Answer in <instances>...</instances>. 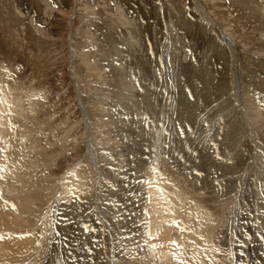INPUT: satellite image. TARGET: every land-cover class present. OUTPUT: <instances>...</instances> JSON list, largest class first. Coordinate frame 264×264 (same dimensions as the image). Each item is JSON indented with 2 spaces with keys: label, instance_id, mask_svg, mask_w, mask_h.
Masks as SVG:
<instances>
[{
  "label": "rangeland",
  "instance_id": "rangeland-1",
  "mask_svg": "<svg viewBox=\"0 0 264 264\" xmlns=\"http://www.w3.org/2000/svg\"><path fill=\"white\" fill-rule=\"evenodd\" d=\"M231 41L235 51L227 44ZM121 49L125 50L121 52ZM134 65L136 71H143L135 73L139 79L132 69ZM118 67L134 70L128 72L137 82L148 80L138 82L140 89H145L142 95L133 89L138 83L129 75L124 84L126 89L112 84L111 74ZM251 82L254 86H250ZM257 82L264 84V0H0L2 114L8 115L7 122L13 128L24 133V145L29 149L33 145L32 151L39 154L36 160L32 157L30 175H24V179L31 181L41 176L44 184L54 185L60 179L75 175L79 182L85 179L91 182L97 174L102 211H105L103 202L108 196H114L111 202L118 217L123 218L127 211L121 199L118 201L115 196H129L135 204L130 205L132 221L123 229L124 236L119 237L112 220H106L115 244H122L124 248L131 244L128 241L146 244L141 236L151 238L152 242L146 245H156V254L166 257L165 261L158 260L159 264H236L232 248H218L212 233L210 235L208 227L203 225L207 222L197 221L201 215H187L179 206L195 204V194H206L217 202L225 199L223 202L231 206L227 220L232 216L234 223L238 218L232 212L240 199H243L241 207L246 210L240 211V218L257 219L261 216L257 214V207H262L260 210L264 212V89L256 85ZM116 87L124 90L119 89V92ZM250 88L252 92L248 91ZM204 91L210 93L206 94L208 99L204 94L206 100L200 99ZM252 93L256 95L253 97ZM133 94L145 96L143 99L136 96L142 107L130 108L133 101H139ZM181 94L186 100L190 99L188 102L192 100L194 107L199 99L200 106L196 104L199 109L191 103H185L188 108L180 107ZM123 96L125 98L121 99ZM34 98L37 100L31 101ZM131 99H134L132 103ZM7 105L10 113L6 112ZM24 116L34 120L36 125L21 122ZM247 130H251L250 133ZM141 134L148 135L150 142L144 145L145 150L133 152V147L142 146L138 137ZM93 149L98 168L92 163L90 152ZM156 151L163 158V167ZM240 154L242 157L236 158ZM48 158L51 167H46ZM10 164L12 168L14 163ZM3 165L0 164L1 170ZM26 166L29 168V160ZM157 169L158 173L154 174ZM164 169L174 173L190 194L182 190L174 177H170L171 181L166 179L168 183L163 176ZM231 180L235 181L234 185ZM0 181L6 182V179ZM9 184L10 180L5 186ZM0 186V193L10 196L8 190ZM143 190L148 194L153 192L156 201L151 199L141 207L137 201L144 194ZM1 194L0 210L6 207L8 212L24 213L22 222L6 224L5 230H18L21 237L16 238H26L28 246H39L42 221L25 209L22 202L13 204L14 199L7 202L8 197ZM152 214L158 215L162 223L171 225L177 237L163 235L165 230L155 224ZM58 215H61L59 223L55 218L49 220L52 233H47V237L51 240L58 230H69L77 224L76 215L70 218L60 212ZM136 220L140 221L138 227ZM179 231L200 238L188 237L186 241L179 237ZM155 233H160L161 239L170 238L164 242V248H160L161 242L154 241ZM109 241L102 236L103 251H108ZM9 260L0 264H19L15 259Z\"/></svg>",
  "mask_w": 264,
  "mask_h": 264
},
{
  "label": "bare ground",
  "instance_id": "bare-ground-1",
  "mask_svg": "<svg viewBox=\"0 0 264 264\" xmlns=\"http://www.w3.org/2000/svg\"><path fill=\"white\" fill-rule=\"evenodd\" d=\"M202 12V11H201ZM202 15L204 16V13L202 12ZM206 17V16H204ZM211 22V21H210ZM213 23V22H211ZM123 41H125L123 39ZM127 42V40H126ZM141 42V41H140ZM112 44V43H111ZM129 44V43H128ZM131 44V43H130ZM231 48H235L234 44L232 43V41L230 43ZM139 45V44H138ZM141 45V44H140ZM127 46V45H126ZM130 46V45H129ZM128 46V47H129ZM124 48V47H123ZM132 48V47H131ZM142 48V46L140 47ZM136 49V48H135ZM112 50V49H110ZM125 50V49H124ZM123 49H121V52L124 51ZM138 50V49H137ZM141 50V49H140ZM235 51V49H233ZM116 51V50H115ZM114 52V51H112ZM129 52V51H128ZM136 52V51H135ZM142 52V51H141ZM141 52L139 53V55L141 54ZM127 53V52H126ZM125 53V54H126ZM143 53V52H142ZM124 54V55H125ZM130 54V53H129ZM136 54V53H135ZM134 54V55H135ZM144 55V53H143ZM142 55V56H143ZM107 57V55H105V58ZM109 58H107L108 60ZM111 59V57H110ZM109 59V60H110ZM122 58H120L121 60ZM134 59V58H133ZM128 60L131 61V59L128 58ZM134 61V60H133ZM125 62V61H124ZM128 63V61H127ZM133 63V62H132ZM135 63V62H134ZM137 63V62H136ZM123 64V63H122ZM129 64V63H128ZM127 64V65H128ZM131 64V63H130ZM129 64V65H130ZM126 65V63L124 64ZM111 66V65H109ZM132 66V65H131ZM128 66V67H131ZM122 67V66H121ZM125 67V68H128ZM136 67L135 65L132 67V69H134L136 71ZM113 68V66H112ZM117 68V67H116ZM119 68V67H118ZM122 69L119 68L117 70H114L112 72L111 75L112 76V84L115 83L116 86H124V84L126 85V78H128L127 76L129 75L130 72H128V70L131 69ZM263 69V68H262ZM133 70V71H134ZM140 69H138V71L134 72L138 74L141 73V71H139ZM112 71V70H111ZM132 71V70H131ZM132 71V73H133ZM143 72V71H142ZM188 72V71H187ZM111 73V72H110ZM131 73V74H132ZM198 73V72H197ZM205 73V72H204ZM145 74V73H142ZM191 74V73H190ZM201 74V73H200ZM199 74V75H200ZM137 74H135L136 76ZM186 75H188V73H186ZM196 75V74H195ZM131 77V75H129ZM143 76V75H142ZM194 76V75H193ZM201 76V75H200ZM205 76V75H204ZM255 76V75H253ZM108 77V75H107ZM132 77H134L132 75ZM131 77V78H132ZM138 78V76H136ZM134 77V79L132 80H136ZM140 77V76H139ZM145 77V76H143ZM142 77V78H143ZM184 77V76H183ZM186 77V76H185ZM207 77V76H206ZM141 78V77H140ZM201 78V77H200ZM204 78V77H202ZM201 78V80H202ZM254 78V77H253ZM139 79V78H138ZM146 79V78H145ZM194 79V78H193ZM250 79V78H249ZM258 81L260 80L259 78H257ZM131 80V79H130ZM186 80V79H185ZM200 80V82H201ZM207 80V79H205ZM247 80V81H246ZM245 81L248 82V79H246ZM133 81V82H134ZM142 80H138V82H141ZM148 81V80H145ZM142 81V82H145ZM190 81V79H189ZM253 81V80H249ZM129 82V79H128ZM132 82V83H133ZM137 80L135 83H138ZM185 82V81H183ZM204 82V81H203ZM208 82V81H207ZM211 82V81H210ZM245 82V83H246ZM131 83V82H129ZM134 83V85H136ZM202 83V82H201ZM217 83V82H215ZM221 83V82H220ZM252 83V82H251ZM109 84L110 81H109ZM111 84V86H112ZM140 83H138V85H136L135 88L136 89V93L141 92L143 93V91H145V89H140L142 87L139 86ZM189 84V83H188ZM208 84V83H207ZM211 84V83H210ZM209 84V85H210ZM253 85L250 86H254V83H252ZM193 85V83H192ZM200 85V84H199ZM214 84H212L213 86ZM241 85V83H240ZM243 85V84H242ZM258 85V82L257 84ZM255 85V86H256ZM261 83L258 85L260 87ZM264 85V84H263ZM262 86V88L264 89V86ZM133 86V85H132ZM131 86V87H132ZM187 86V85H186ZM211 86V87H212ZM221 86V84H220ZM248 85V87H250ZM114 86H112L113 88ZM197 87V85H196ZM201 87V85H200ZM199 87V88H200ZM205 87V84L203 83V86ZM215 87V86H214ZM217 87V86H216ZM246 87V88H248ZM125 88V86L123 87ZM123 88H117L116 90L119 91V89H123ZM128 88V87H127ZM194 91V93L196 94V91H198V89ZM207 89H210L209 87H206ZM223 88V86H222ZM226 88V87H225ZM253 91H255L253 88ZM251 88L250 92L251 91ZM2 89V88H1ZM126 89V88H125ZM130 88H128L129 90ZM206 89V90H207ZM221 89V87H220ZM224 89V88H223ZM259 89V88H258ZM261 89V88H260ZM262 89V90H263ZM115 90V89H114ZM113 90V91H114ZM124 90V89H123ZM122 90V91H123ZM148 90V89H146ZM150 90V89H149ZM201 90V88H200ZM205 90V89H204ZM216 90V89H215ZM245 90V89H244ZM247 90V89H246ZM8 91V90H7ZM133 91V90H132ZM203 92V89L201 90ZM210 91V90H209ZM207 90V92H209ZM212 91V90H211ZM210 91V92H211ZM218 91V90H217ZM247 91V92H248ZM120 92V91H119ZM124 92V91H123ZM126 92V91H125ZM205 92V91H204ZM261 92V91H260ZM264 92V90H263ZM1 93V92H0ZM131 93V90H130ZM148 93H150L148 91ZM198 93V92H197ZM200 93V91H199ZM215 93V92H214ZM213 93V94H214ZM254 93V92H253ZM253 93L251 94L253 96ZM255 93H258L255 91ZM7 94V93H6ZM113 94V93H112ZM111 94V95H112ZM127 94V93H125ZM124 94V95H125ZM129 94V92H128ZM127 94V95H128ZM202 94V93H201ZM200 94V95H201ZM206 96V92L203 93L202 95ZM259 94V93H258ZM4 95V94H3ZM2 95V96H3ZM34 95V94H33ZM120 95V94H119ZM123 95V93H122ZM146 95V93H145ZM151 95V93L149 94ZM199 95V94H197ZM199 95V96H200ZM207 95H210L207 94ZM215 95V94H214ZM248 95V93L246 94ZM256 95V94H255ZM254 95V96H255ZM129 96V95H128ZM134 98H142L145 96H137L134 95ZM137 96V97H136ZM147 96V95H146ZM198 96V97H199ZM202 97L200 99L205 98ZM249 96V95H248ZM247 96V97H248ZM253 96V97H254ZM36 97V96H35ZM38 97V95H37ZM114 97V96H113ZM118 96H116L117 99ZM127 97V96H126ZM132 97V95H131ZM130 97V98H131ZM179 100L181 103H179V105H181L180 107L185 106L187 104H190V102H188V100H190L189 98L186 100L185 96H183V94L179 95ZM201 97V96H200ZM207 97V96H206ZM214 97V96H213ZM4 98V97H3ZM2 98V99H3ZM42 98V97H41ZM121 99H124L125 97L123 96L120 97ZM120 98H118L120 100ZM128 98V97H127ZM126 98V100H127ZM133 98V97H132ZM146 98H149L148 96ZM195 98V97H194ZM209 97H207L206 99H208ZM218 98V97H217ZM246 98V97H245ZM252 98V97H249ZM247 98L249 101L250 99ZM7 99V98H6ZM35 99L31 101L35 102ZM129 99V98H128ZM138 99V98H137ZM137 99H135L136 101H138ZM143 99V98H142ZM151 99V97L149 98V100ZM196 99V98H195ZM198 99V98H197ZM203 99V100H206ZM257 99V98H256ZM37 100V99H36ZM118 100V101H119ZM134 100V99H133ZM131 99V103L133 101ZM148 100V99H147ZM148 100V101H149ZM201 100V101H203ZM247 100V101H248ZM5 100H3L4 102ZM145 101V100H143ZM195 101V100H194ZM198 101H200L198 99ZM198 101L196 100V104L198 103ZM248 101V102H249ZM116 102V101H115ZM135 101H133L132 106L131 107H142V103L140 102V100L138 101V103H134ZM147 102V101H145ZM204 102V101H203ZM241 102V101H240ZM246 102V101H245ZM247 102V105L249 104V109H251V103L252 101H250L249 103ZM264 102V101H263ZM2 103L1 98H0V104ZM7 104H10L9 102H6ZM30 103V102H29ZM113 103V102H112ZM111 103V104H112ZM119 103V102H117ZM129 103V102H128ZM201 103V102H200ZM200 103L199 106H200ZM31 104V103H30ZM29 104V105H30ZM34 103H32L33 106ZM101 104V103H100ZM193 105V103H191ZM195 104V103H194ZM196 104L195 107L193 105L194 108H196ZM255 104V103H254ZM260 104V103H259ZM40 105V104H39ZM118 105V104H117ZM12 108V104L10 105ZM31 106V105H30ZM35 106V104H34ZM33 106V107H34ZM41 106V105H40ZM46 106V105H45ZM110 106V105H109ZM119 106V105H118ZM124 106V105H122ZM148 106V105H147ZM202 106V105H201ZM258 106V105H257ZM255 106V108L257 107ZM261 105H259L258 107H260ZM263 106V105H262ZM31 107V108H33ZM152 107V106H151ZM198 107V106H197ZM242 107V106H241ZM254 107V106H253ZM7 110L8 111V105H7ZM5 108V109H6ZM30 108V109H31ZM112 108V107H111ZM120 108V107H119ZM129 108V106H128ZM134 108V109H135ZM143 108H145V106H143ZM149 108V107H148ZM188 108V107H187ZM190 108V107H189ZM245 108V107H244ZM262 109V107H260ZM264 108V107H263ZM142 109V108H141ZM182 109V108H181ZM181 114H182V110ZM194 110L193 108H190V110ZM199 109V108H196ZM133 110V108H132ZM143 110V109H142ZM189 110V111H190ZM242 110V108H241ZM253 112L255 113V111L252 109ZM32 111V110H31ZM119 111V110H118ZM134 111V110H133ZM136 111V109H135ZM139 112V110H137ZM146 111V110H145ZM185 111V109H184ZM188 111V112H189ZM246 111V110H245ZM264 111V110H263ZM24 112V111H23ZM152 112V111H151ZM150 112V113H151ZM187 112V113H188ZM251 112V111H250ZM8 113H10L8 111ZM33 113V112H32ZM35 113V111H34ZM121 113V112H120ZM137 113V112H136ZM148 113V112H147ZM186 113V112H185ZM252 113H250L252 115ZM263 113V112H262ZM6 114V113H5ZM141 114V113H140ZM191 114H193V111L191 112ZM191 114L188 116H191ZM247 114V113H246ZM249 114V113H248ZM7 115V114H6ZM184 115V113H183ZM215 115V114H214ZM239 115V114H238ZM250 115V116H251ZM259 114L256 113V116H258ZM8 116V115H7ZM5 116L4 114H2V107L0 106V164H4L2 166V169L0 168V175L2 180L6 179V182H2L0 181V184L3 185L7 190H8V194H10V196H7V194H1L2 197H8L7 198V202L8 200H13V204L14 202H22L23 203V207L25 209H27L28 211L34 212L37 216V219L42 221V226H41V230H42V237L40 239L41 243L39 246H28L29 243L27 242L26 238H16V237H21V232H19L18 230H5V225L7 224H11V223H20L24 220V213H12V212H8L5 208L0 210V262L2 263H6L9 262L11 260L9 259H15V261H18L19 264H81L82 261H84L83 264H159L158 260H164L165 258L164 256L160 257L159 255L156 254V245H146V244H150L152 242L153 239L151 238H147V237H143L141 236V240H144L146 242V244L143 243H135L134 239L131 241H128L129 246L122 248L121 245L119 244H115V240L114 238L111 236V232L110 229H108V223L106 224V220H109L111 222H113V225L116 228V231L119 234V237L124 236L125 233H123V229L125 227L128 228L129 223L132 221L131 218V210H130V205H132L134 207V202H131V198L129 196H124L122 198H118V196H115L118 199H121V201L124 204V209L125 211H127L124 214V217H118L117 213L114 210L113 204L111 202V200H115L114 196H108V198H105V202H103L104 207H105V211H102V204L99 200L98 196V189L97 186H99V180H98V175L95 174V178L91 181L88 182V179H85L84 182H79L80 180L78 179V177L75 176H71L70 178H64V179H60V182L55 183L54 185L52 183H47L44 184L41 180V176L35 177L33 180L31 181H26L24 179V175H30L31 172V165H32V157L35 158V156H38L39 154H36L34 151H32L33 149V145H32V149L30 150L29 148H27V146L24 145V138L25 135L23 132H21L17 127L13 128L12 124H9V122H7L8 117ZM33 116V115H32ZM131 116V115H130ZM187 116V114H186ZM185 116V117H186ZM244 116V115H243ZM249 116V115H248ZM255 117V115H253ZM262 116H264L262 114ZM7 117V118H6ZM20 117V116H19ZM25 117V116H24ZM31 117V116H30ZM34 117V116H33ZM32 117V118H33ZM260 117V116H259ZM259 117L257 119H259ZM11 118V116H10ZM35 118V117H34ZM33 118V119H34ZM141 118V117H139ZM147 118V117H146ZM150 118V117H149ZM217 118V117H216ZM246 118V117H245ZM249 118V117H248ZM125 119V118H124ZM151 119V118H150ZM155 119V118H154ZM153 119V120H154ZM181 119V118H180ZM10 120V119H8ZM14 120V119H13ZM49 120V119H48ZM130 120V119H129ZM182 120V119H181ZM256 120V118H255ZM264 120V119H263ZM21 122H32L31 120H29V117H25L23 119L20 120ZM152 121V120H151ZM150 121V122H151ZM155 121V120H154ZM186 121V120H185ZM34 122V120H33ZM30 123L31 126H35L36 123ZM36 122V120H35ZM48 122V121H47ZM50 122V121H49ZM142 122V121H141ZM147 122V121H146ZM40 123V122H39ZM42 123V122H41ZM40 123V124H41ZM247 123V122H246ZM19 124V123H18ZM39 124V125H40ZM43 124V123H42ZM46 124V123H45ZM143 124V123H142ZM181 124V123H180ZM259 124V123H258ZM154 125V124H153ZM46 126V125H45ZM191 126V125H190ZM250 126V125H249ZM154 127V126H153ZM193 127V126H192ZM263 127V126H262ZM157 128V127H156ZM156 128L154 130H156ZM249 128V127H248ZM17 129V130H16ZM29 129H32V127H29ZM44 129V128H43ZM146 128H143V130H145ZM152 129V127H151ZM263 129V128H262ZM158 130V129H157ZM184 130V129H183ZM261 130V129H260ZM46 131V130H45ZM159 131V130H158ZM249 131V130H247ZM251 131V130H250ZM249 131V133H250ZM254 131V130H253ZM189 132V131H188ZM88 133V132H87ZM138 133V131H137ZM142 133V132H139ZM194 133V132H193ZM257 133V132H256ZM261 133V132H260ZM155 135V134H154ZM212 135V134H210ZM142 136V137H141ZM156 136V135H155ZM161 136V135H160ZM159 136V137H160ZM33 137V136H32ZM139 139H140V145L137 148L133 147V152H141L143 150L146 149V146L149 141L148 139V135L144 134V135H138ZM152 137V136H151ZM203 137V136H202ZM253 137V136H252ZM169 138V137H168ZM210 138V136H209ZM151 139V138H150ZM211 139V138H210ZM213 139V138H212ZM152 140V139H151ZM167 140V139H166ZM155 141V139H154ZM160 141V140H159ZM158 141V142H159ZM205 141V140H204ZM207 141V139H206ZM33 142V141H32ZM167 143L169 141H166ZM155 143V142H154ZM33 144V143H32ZM205 144V143H204ZM62 145V144H61ZM91 145V144H90ZM159 145V144H157ZM30 146V145H29ZM28 146V147H29ZM92 146V145H91ZM90 146V147H91ZM93 147V146H92ZM153 147V146H152ZM36 148V146H35ZM154 148V147H153ZM199 148V147H198ZM202 148V147H201ZM90 149V148H89ZM155 149V148H154ZM35 150V149H34ZM157 150V149H155ZM202 150V149H201ZM94 151V152H93ZM92 152V163L93 166L96 168L97 167V163L95 162V156H96V150L93 149ZM38 152V150H37ZM147 156V152H144ZM158 151H156V155L157 158L159 160V164L162 165L163 167V158L162 156H160L159 154H157ZM34 154V156H33ZM95 154V155H94ZM195 154V153H193ZM128 156V155H127ZM263 156V155H262ZM133 157V156H132ZM131 157V158H132ZM135 157V156H134ZM148 157V156H147ZM238 157H242V154L237 155L236 158ZM145 158V157H144ZM236 158L234 157L235 161L237 162L238 160H236ZM261 158V157H260ZM130 159V158H129ZM134 159V158H133ZM146 159V158H145ZM27 160H29V168L26 166V162ZM138 160V159H137ZM140 160V159H139ZM142 160V159H141ZM131 161V160H130ZM133 161V160H132ZM131 161V162H132ZM10 162H13V167L11 168V164ZM25 162V164L23 165V163ZM138 162V161H137ZM234 162V161H233ZM260 162V161H259ZM238 163V162H237ZM258 163V162H257ZM36 164V161H35ZM138 164L140 165V163L138 162ZM252 164V163H251ZM262 164V162L260 163V165ZM47 165L46 167H51V160L50 158L47 159ZM135 165V163H134ZM137 165V163H136ZM258 165V164H257ZM259 166V165H258ZM149 167V166H148ZM151 167V166H150ZM149 167V168H150ZM155 167V166H153ZM153 167L151 170H153ZM262 167V166H261ZM98 168V167H97ZM30 169V172H29ZM248 169V168H247ZM155 170V169H154ZM261 170V169H260ZM158 169L157 172L154 174L158 173ZM166 170L164 169V179H168V181L170 180V177H174L175 180L177 182H179V185L181 186L182 190L186 193V194H190L189 190H187L180 181H178L177 177L174 175V173H170L168 171H166L168 173L165 172ZM153 172V171H152ZM151 172V173H152ZM161 175V173H159ZM264 174V171H263ZM151 175V174H150ZM161 175V176H162ZM103 176V175H102ZM152 176V175H151ZM159 176V175H158ZM159 176V177H161ZM154 177V175H153ZM0 178V179H1ZM156 178V176L154 177ZM163 178V177H162ZM10 180V184L8 186H5L7 184V181ZM20 180H22V182H20ZM160 181V178H159ZM162 181V180H161ZM160 181V182H161ZM167 181V180H166ZM167 181V182H168ZM171 181V180H170ZM87 182V183H86ZM165 182V183H167ZM6 183V184H5ZM170 183V182H168ZM167 183V184H168ZM231 183H235V181ZM87 188H86V186ZM82 186H84L82 188ZM101 186V185H100ZM1 187V186H0ZM135 187H137L135 185ZM141 187V186H140ZM2 188V187H1ZM57 188H60V191L57 190ZM5 189V191H6ZM142 191V187L140 188ZM4 190V189H3ZM2 190V191H3ZM63 192H62V191ZM92 190V191H91ZM1 191V192H2ZM147 191V190H146ZM150 191V190H149ZM153 191V190H152ZM144 194L140 196L139 200L137 202H139L141 204V207L143 205H146L147 202H149L151 199L152 201H156L154 198L155 194L153 192H145V190H143ZM4 193V192H3ZM6 193V192H5ZM82 193H86L85 196L82 195ZM15 197V198H14ZM193 197V196H192ZM249 197V196H248ZM247 197V198H248ZM102 198V197H101ZM187 198V197H186ZM1 199V198H0ZM158 199V198H157ZM160 199V198H159ZM188 200L190 198H187ZM197 203H193L190 204L188 203L187 205H184L181 203V205L184 207H180L183 210H185V213L187 215H193L196 217L199 215H201V217H197V221L200 220L202 223L203 222H207V225L203 224L205 227H208L206 230L208 232L209 230V234L214 237V240L216 242V245L218 246V248L220 249H225L226 247H231L232 250L235 253L236 256V264H264V212L261 211L260 209H262V207H257V210L261 216H259L257 219H251L248 218V220H244L243 218H240V211L244 212L246 211L245 209H243L242 206V200L240 199V201L235 202V208H233V212L232 215H234L233 213H235L234 217L238 218L237 223L235 220V223L233 221V218L231 216V218H229L227 220V218L230 216L231 214V206L229 207L226 203H224L223 201H225V199H220L218 202L213 198V197H208L206 194H198V195H194V198ZM234 199V198H233ZM4 200V199H3ZM186 200V199H185ZM5 201V202H6ZM119 201V200H118ZM151 201V202H152ZM184 201V200H183ZM253 201V200H252ZM189 202V201H187ZM10 203V202H9ZM8 203V204H9ZM112 206H111V204ZM163 203V202H162ZM161 203V204H162ZM177 203V202H176ZM251 203V202H250ZM254 203V202H253ZM1 204V202H0ZM20 204V203H19ZM180 204V203H179ZM177 204V205H179ZM252 204V203H251ZM257 204V203H256ZM260 204V203H259ZM263 204V203H262ZM4 206V205H3ZM7 206V205H6ZM244 206V204H243ZM2 207V205H1ZM8 207V206H7ZM103 207V209H104ZM110 207V208H108ZM245 207V206H244ZM169 208V207H168ZM178 208V211H179ZM36 209V210H34ZM250 209V208H249ZM168 210V209H167ZM170 210V209H169ZM168 210V211H169ZM188 210H190V213L188 212ZM191 210L193 211L191 213ZM251 210V209H250ZM14 211V210H13ZM117 211V210H116ZM146 209L143 210V214H145ZM61 213L63 215L67 214L68 217L70 218L71 215L74 216H78L77 217V224L74 228L71 229H66L64 228L63 231H57V233H53L54 236L52 238V240L47 237V233L50 235L52 233V229L48 226L49 224V220H51L50 218H55L56 222L59 223L58 218L61 217V215H58V213ZM118 212V211H117ZM154 212V211H153ZM159 212V211H158ZM184 212V211H183ZM163 213V212H162ZM182 213V211H181ZM256 213V212H255ZM105 214V215H104ZM123 214V213H122ZM180 214V212H179ZM62 215V216H63ZM164 214L160 215L163 216ZM204 216V217H203ZM152 218L153 221L155 222V224H157V226L162 227L165 231L163 232V235L167 234V236L171 237H177V231L172 229V226L169 225L167 222H161V218L159 220V216H155V214H152ZM111 219V220H110ZM242 220V221H241ZM165 221V220H163ZM239 221L241 224H239ZM89 222V223H88ZM142 222V221H141ZM200 222V223H201ZM263 222V223H261ZM138 223H140L139 220H136V225L138 227ZM89 224V225H88ZM110 224V223H109ZM94 225V226H93ZM144 225V224H143ZM147 225L148 222H146L145 224V229H147ZM63 226V225H62ZM91 226H93L94 228L92 229ZM112 226V225H111ZM170 226V227H168ZM201 226V225H199ZM9 227H12V225H10ZM50 229H49V228ZM97 227V228H96ZM114 228V227H113ZM112 228V229H113ZM111 229V230H112ZM40 230V231H41ZM115 230V229H114ZM113 230V231H114ZM21 231V230H20ZM115 231V232H116ZM221 231H223L221 233ZM9 232H12L11 234ZM50 232V233H49ZM125 232V231H124ZM141 232L144 233V230H142ZM52 234V235H53ZM109 234V235H107ZM102 236H106V240L107 237L110 240L109 241V249L107 251V249H105L103 251L104 248L101 247V240H102ZM46 237L49 238L46 240ZM117 237V236H116ZM179 237H182L183 239H186V241L188 240V237H192V239H197L200 238L198 235H187V234H182L181 231H179ZM146 238V239H145ZM116 239V238H115ZM119 239V238H118ZM154 241H158L161 242L160 248H164L165 244L164 242L167 240H169L170 238H166L161 239L160 237V233H155L154 234ZM46 240V242L44 243V241ZM198 240V239H197ZM48 241V242H47ZM105 242V241H104ZM194 243L196 242L193 241ZM200 242V240H199ZM120 243V242H119ZM198 243V241H197ZM106 245V244H105ZM107 248V247H106ZM44 251V252H43ZM13 262V261H12ZM15 263V262H14ZM18 264V263H16Z\"/></svg>",
  "mask_w": 264,
  "mask_h": 264
}]
</instances>
